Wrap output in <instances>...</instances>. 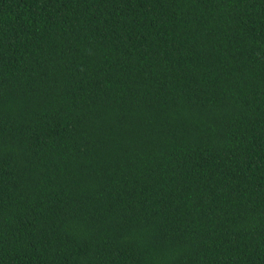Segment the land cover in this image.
<instances>
[{"label":"trees","instance_id":"obj_1","mask_svg":"<svg viewBox=\"0 0 264 264\" xmlns=\"http://www.w3.org/2000/svg\"><path fill=\"white\" fill-rule=\"evenodd\" d=\"M0 264H264V0H0Z\"/></svg>","mask_w":264,"mask_h":264}]
</instances>
